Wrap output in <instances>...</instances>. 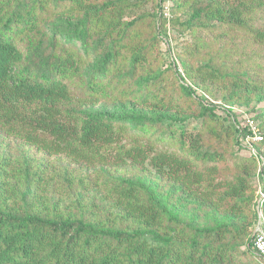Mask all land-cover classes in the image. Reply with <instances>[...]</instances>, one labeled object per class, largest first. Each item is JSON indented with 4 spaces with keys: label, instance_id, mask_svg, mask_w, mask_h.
<instances>
[{
    "label": "trees",
    "instance_id": "16d2710c",
    "mask_svg": "<svg viewBox=\"0 0 264 264\" xmlns=\"http://www.w3.org/2000/svg\"><path fill=\"white\" fill-rule=\"evenodd\" d=\"M163 2L148 14L132 0H0V130L76 165L134 164L159 185L114 183L117 212L100 218L83 204L48 203L50 178L32 192L30 180L45 176V166L30 174L26 161L21 182L8 163L0 169V264H264L252 249L259 214L264 225V135L250 154L247 128L235 118L225 125L219 107L191 86H180L181 98L167 94L151 60L164 35ZM263 8L264 0H192L184 25L246 30L263 43L264 32L247 25ZM193 77L218 84L225 104L264 103V89L246 73L205 63ZM128 103L141 111H127ZM109 104L116 109L91 110ZM207 118L221 130L203 133ZM190 119L200 123L191 128ZM131 132L146 143L120 144Z\"/></svg>",
    "mask_w": 264,
    "mask_h": 264
},
{
    "label": "rangeland",
    "instance_id": "374dc122",
    "mask_svg": "<svg viewBox=\"0 0 264 264\" xmlns=\"http://www.w3.org/2000/svg\"><path fill=\"white\" fill-rule=\"evenodd\" d=\"M191 1L164 0L162 9L165 20L161 24L164 35H160L162 42L156 43L151 52V60L155 58L154 62L152 61V70L154 73H162L160 84L165 86L167 94L181 98L180 86H191L196 95L204 96L208 102L219 107L215 113L225 118V125L229 119L235 118L239 127H243L244 117L252 116L261 134L264 135V119L260 117L263 102L252 101L249 105L237 102L225 104L221 100L223 89L218 84L200 83L193 77L197 66L209 63L220 67L222 72L246 73L264 89V42L253 39L251 33L246 30H230L223 25L212 24L207 29H186L184 21ZM157 3L158 0H132V5L137 6V12L144 11L148 14H153ZM247 25L252 30L264 32V8L252 12ZM148 33L146 31V34ZM184 68L189 74L184 72ZM124 108L129 112L141 111L139 106L131 103ZM115 109L116 107L109 104L95 106L91 110L105 113ZM199 123V120L190 119L189 127L192 128ZM204 125L203 133L208 129L221 130L219 124L211 122L208 118ZM140 137L141 135L137 136L131 132L123 136L120 144L129 147L146 143V138ZM152 138L147 142L152 143ZM152 144L153 149L161 148L158 142ZM234 152L238 158H249V154L239 146H234ZM4 158L6 162L0 165V169L11 163L12 167L19 171L18 177L21 182L25 181L23 175L26 172L23 175L22 172L25 171L23 169L26 161L31 165L30 174L35 168L45 166L47 172L45 176L41 178L37 176L34 177V181L30 180L32 192L37 195L42 192V185L50 178L51 185L45 184L47 187L44 188L47 190L44 195L48 203L55 202L56 205L59 203L61 208L67 210L73 208L78 210L76 205L83 204L87 213L100 218H108L117 212L113 207V193L110 192L114 183L121 180H140L152 188L159 187L157 177L152 172L134 164L119 167L76 165L64 157L48 156L25 145L19 139L8 137L0 130V160ZM66 177L71 178L73 182L71 187H62L61 184ZM31 178L30 176L29 179ZM80 179L81 183L78 182ZM25 190L26 188L19 189L20 193Z\"/></svg>",
    "mask_w": 264,
    "mask_h": 264
},
{
    "label": "built area",
    "instance_id": "2783aa9c",
    "mask_svg": "<svg viewBox=\"0 0 264 264\" xmlns=\"http://www.w3.org/2000/svg\"><path fill=\"white\" fill-rule=\"evenodd\" d=\"M243 127H246L248 134L244 138V143L246 144L250 154L255 155L256 150L253 147L254 143L261 142L263 140L262 134L258 128L257 123L251 117L245 116ZM264 199V194H260V200L258 201V206L260 201ZM252 249L264 259V225L261 222L260 214L259 220L254 227L253 239H252Z\"/></svg>",
    "mask_w": 264,
    "mask_h": 264
}]
</instances>
